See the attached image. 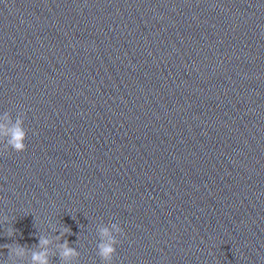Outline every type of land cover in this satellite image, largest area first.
I'll return each instance as SVG.
<instances>
[{"label":"water","instance_id":"water-1","mask_svg":"<svg viewBox=\"0 0 264 264\" xmlns=\"http://www.w3.org/2000/svg\"><path fill=\"white\" fill-rule=\"evenodd\" d=\"M5 112L0 260L118 222L112 264H264V0H0Z\"/></svg>","mask_w":264,"mask_h":264},{"label":"clouds","instance_id":"clouds-1","mask_svg":"<svg viewBox=\"0 0 264 264\" xmlns=\"http://www.w3.org/2000/svg\"><path fill=\"white\" fill-rule=\"evenodd\" d=\"M27 129L23 115H20L12 130L9 131V118L7 112L0 117V137L3 138L5 147L16 152H23L26 149ZM50 231L39 235L38 243L33 247L21 245L18 242L4 245L7 248V261L0 260V264H19L26 261L27 264H52V257H58L60 264H74L80 253L76 247L67 239L66 234H71V229L64 224L49 223ZM14 227L7 229V236L14 237ZM98 233L97 255L104 264H112V260L119 244L118 236L123 230L118 222L108 225L99 224L96 226ZM58 233V234H57Z\"/></svg>","mask_w":264,"mask_h":264}]
</instances>
